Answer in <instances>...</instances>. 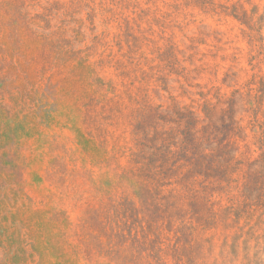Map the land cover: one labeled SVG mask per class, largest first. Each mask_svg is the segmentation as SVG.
Instances as JSON below:
<instances>
[{
	"label": "rangeland",
	"instance_id": "1",
	"mask_svg": "<svg viewBox=\"0 0 264 264\" xmlns=\"http://www.w3.org/2000/svg\"><path fill=\"white\" fill-rule=\"evenodd\" d=\"M0 264H264V0H0Z\"/></svg>",
	"mask_w": 264,
	"mask_h": 264
}]
</instances>
